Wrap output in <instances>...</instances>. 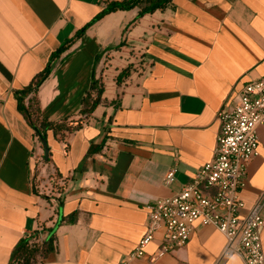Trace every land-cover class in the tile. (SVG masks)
<instances>
[{
	"label": "crops",
	"instance_id": "1",
	"mask_svg": "<svg viewBox=\"0 0 264 264\" xmlns=\"http://www.w3.org/2000/svg\"><path fill=\"white\" fill-rule=\"evenodd\" d=\"M110 1L0 0V264L31 233L39 241L54 235L35 264L119 263L145 234L147 205L212 159L218 110L264 76V0H171L141 18L134 7L92 22ZM136 59L151 69L116 84ZM46 67L37 97L51 121L76 125L93 79L105 87L69 139L48 131L50 161L40 169L47 191L36 180L43 146L17 100ZM258 133L240 214L259 204L264 220V123ZM161 239L157 232L132 264H245L238 255L220 261L227 240L212 226L196 223L185 246L152 260Z\"/></svg>",
	"mask_w": 264,
	"mask_h": 264
},
{
	"label": "built area",
	"instance_id": "2",
	"mask_svg": "<svg viewBox=\"0 0 264 264\" xmlns=\"http://www.w3.org/2000/svg\"><path fill=\"white\" fill-rule=\"evenodd\" d=\"M220 123L214 155L170 197L147 205V225L136 247L117 264H132L144 258L146 247L157 232L162 233L154 256L161 257L185 246L196 223L215 227L227 240L220 257L240 256L245 264H264L261 207L254 205L246 214L240 192L245 186L249 163L258 151V128L264 123V76L246 83L233 93L216 115ZM43 163L38 159V166ZM175 179L170 169L165 182Z\"/></svg>",
	"mask_w": 264,
	"mask_h": 264
},
{
	"label": "trees",
	"instance_id": "3",
	"mask_svg": "<svg viewBox=\"0 0 264 264\" xmlns=\"http://www.w3.org/2000/svg\"><path fill=\"white\" fill-rule=\"evenodd\" d=\"M170 3L171 0H112L93 18L92 22H95L107 13L119 9L127 10L134 7H139L140 11L138 17L141 18L146 14L153 13L157 9L163 10L167 8ZM81 31H83V29ZM70 42L71 40L66 41V43L60 46L55 55L58 56L64 52L69 47ZM124 45L125 41H123L117 49L122 48ZM150 69L151 63L144 65L142 59L129 61L117 72L115 76L116 84H126L132 73H144ZM49 73L50 69L46 67L34 77L33 81L27 87L17 93L18 107L35 130L37 136V131H39L47 139L48 131H53L58 139L67 140L75 130L81 127V121L89 119L94 109L101 103L102 95L105 90L104 82L100 79H93L89 91H87L82 99L81 117L79 121L76 125H70L66 121L55 122L42 116L37 91L42 82L48 77ZM39 159H42L44 163L49 162L50 149L47 161L44 160V154L40 155ZM52 182V188H58L59 190V185L55 184L54 181ZM54 185H57V187ZM58 199H61V195L58 196ZM44 229L45 228H43V230ZM38 238L39 235L37 233L27 234L22 237L12 251L9 264H35L39 256L53 249L54 235L48 240L44 239L39 241Z\"/></svg>",
	"mask_w": 264,
	"mask_h": 264
},
{
	"label": "water",
	"instance_id": "4",
	"mask_svg": "<svg viewBox=\"0 0 264 264\" xmlns=\"http://www.w3.org/2000/svg\"><path fill=\"white\" fill-rule=\"evenodd\" d=\"M37 134L44 149V159L45 161H47L49 156V147H48L47 139L39 131H37Z\"/></svg>",
	"mask_w": 264,
	"mask_h": 264
},
{
	"label": "rangeland",
	"instance_id": "5",
	"mask_svg": "<svg viewBox=\"0 0 264 264\" xmlns=\"http://www.w3.org/2000/svg\"><path fill=\"white\" fill-rule=\"evenodd\" d=\"M131 54H132V51L130 52ZM122 68V67H121ZM45 160V159H44ZM44 165H45V163L43 162L42 163V165L41 166H38L39 167V170H38V175H37V177H36V180H37V183H38V185H42V187H43V189L45 190V191H47L48 189H45L46 187H48V186H45V185H43V181H45L46 180V178H43V176H40L41 174H40V169L41 168H43L44 167ZM39 176V177H38ZM49 178V177H48ZM45 186V187H44ZM54 186H56L57 187V185H54ZM52 190V189H51Z\"/></svg>",
	"mask_w": 264,
	"mask_h": 264
}]
</instances>
